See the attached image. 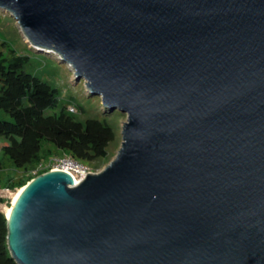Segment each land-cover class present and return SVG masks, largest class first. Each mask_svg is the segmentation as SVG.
I'll return each mask as SVG.
<instances>
[{
    "label": "water",
    "instance_id": "95a60500",
    "mask_svg": "<svg viewBox=\"0 0 264 264\" xmlns=\"http://www.w3.org/2000/svg\"><path fill=\"white\" fill-rule=\"evenodd\" d=\"M110 109L122 141L50 168L8 218L19 264H264V0H0Z\"/></svg>",
    "mask_w": 264,
    "mask_h": 264
},
{
    "label": "trees",
    "instance_id": "16d2710c",
    "mask_svg": "<svg viewBox=\"0 0 264 264\" xmlns=\"http://www.w3.org/2000/svg\"><path fill=\"white\" fill-rule=\"evenodd\" d=\"M32 61L31 54L15 48L0 50V135L9 139L0 156V188L24 187L51 168L55 155L69 154L97 168L108 163L121 144L111 150L118 142L119 126L106 115L112 112L109 107L104 105L106 112L100 115L79 116L70 108L72 97L63 98ZM5 158L17 172L2 176ZM8 231L6 211L0 208V264H19L12 256Z\"/></svg>",
    "mask_w": 264,
    "mask_h": 264
},
{
    "label": "rangeland",
    "instance_id": "374dc122",
    "mask_svg": "<svg viewBox=\"0 0 264 264\" xmlns=\"http://www.w3.org/2000/svg\"><path fill=\"white\" fill-rule=\"evenodd\" d=\"M9 47L15 48L17 51L23 53L31 54L33 67L36 71L58 87L62 92L63 98L68 99V97H72V100H69V102H72L70 108L72 107V111L76 114L85 117L91 114L100 115L106 112L104 111L101 95L90 91L85 77L77 76L73 66L60 58L59 54L55 51L42 50L32 46L17 18L9 10L0 7V50H8ZM80 105L83 106V110L80 109ZM111 111L112 112H108L106 115L111 117L119 126L118 142L111 145V150L115 152L119 145V141H122L121 130L122 124L126 120V112H122L119 109H111ZM0 116H2L1 111ZM7 142H9V139L0 135V156H2V147ZM59 156L60 155H55V157ZM106 164L102 163L97 168L94 167L95 163L90 165L93 171H100ZM15 172H17V170L14 165L5 158L2 176H9ZM76 178H78V176ZM17 189L18 187L14 189L0 188V196L4 199L0 202V208L4 209L6 213L8 207L13 206V195Z\"/></svg>",
    "mask_w": 264,
    "mask_h": 264
},
{
    "label": "built area",
    "instance_id": "2783aa9c",
    "mask_svg": "<svg viewBox=\"0 0 264 264\" xmlns=\"http://www.w3.org/2000/svg\"><path fill=\"white\" fill-rule=\"evenodd\" d=\"M72 108V107H71ZM51 168H61L73 172L78 176V181L83 179L88 173L94 172L90 165L77 160L69 154H65L59 157H54L51 160Z\"/></svg>",
    "mask_w": 264,
    "mask_h": 264
},
{
    "label": "bare ground",
    "instance_id": "6f19581e",
    "mask_svg": "<svg viewBox=\"0 0 264 264\" xmlns=\"http://www.w3.org/2000/svg\"><path fill=\"white\" fill-rule=\"evenodd\" d=\"M54 169H61V168H54ZM65 170H66V169H65ZM66 171H68V173L71 174V176L73 177V179H74L75 182L78 181V179L76 178L77 176H76L73 172H71V171H69V170H66ZM75 176H76V177H75ZM26 187H27V185H25V186L22 187V188L17 189V191L14 193V195H13V206H12V207H8V209H7V214L9 215V217H10L11 214H12V211H13L14 205L16 204L17 200L19 199L20 195L22 194V192L24 191V189H25Z\"/></svg>",
    "mask_w": 264,
    "mask_h": 264
}]
</instances>
